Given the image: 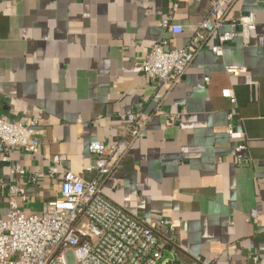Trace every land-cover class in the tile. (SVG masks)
Listing matches in <instances>:
<instances>
[{
    "label": "crops",
    "instance_id": "obj_1",
    "mask_svg": "<svg viewBox=\"0 0 264 264\" xmlns=\"http://www.w3.org/2000/svg\"><path fill=\"white\" fill-rule=\"evenodd\" d=\"M209 6L0 0V115L38 122L37 155L16 148L5 163L0 144V181L25 189V212L56 197L65 171L94 178L89 142L115 144L126 128L119 116L138 112L140 135L100 184L108 199L158 232L173 256L160 264H264V0H235L223 27L234 36L222 54L211 51V35L175 86L151 83L141 71L159 40L184 47ZM249 13L254 29L237 23ZM163 19L182 32L171 34ZM228 65L245 70L230 75ZM226 88L235 104L221 96ZM228 123L244 134V164L235 161ZM6 213L3 191L0 219Z\"/></svg>",
    "mask_w": 264,
    "mask_h": 264
},
{
    "label": "built area",
    "instance_id": "obj_2",
    "mask_svg": "<svg viewBox=\"0 0 264 264\" xmlns=\"http://www.w3.org/2000/svg\"><path fill=\"white\" fill-rule=\"evenodd\" d=\"M234 2L209 0L206 16L196 24L184 47L170 48L166 38L154 43L141 62V71L147 80L175 86L196 53L213 34L217 43L211 51L221 55L223 45L234 36L232 29H223L226 14ZM237 23L254 29V15L241 16ZM161 26L171 34L182 32L180 25L166 19L161 21ZM244 70L238 65L225 67L230 75ZM221 96L231 104L236 103L230 88L223 89ZM119 117L126 121L121 140L111 145L93 140L87 146L89 153L97 156L94 178L84 180L69 170L65 171L56 197L46 202L40 211L25 212L20 205L26 200L25 189L0 181V193L4 191L7 200L6 216L0 219V264H157L160 261L166 244L158 232L108 199L100 184L120 162L144 126L141 113L131 112ZM230 117L231 114L228 119ZM37 134L36 119L19 122L6 120L0 115L2 161H10V152L16 148L37 155L40 150ZM227 135L235 141L236 163H246L248 151L243 132L228 123ZM10 171L25 173L20 169ZM33 178H37L36 173Z\"/></svg>",
    "mask_w": 264,
    "mask_h": 264
},
{
    "label": "water",
    "instance_id": "obj_3",
    "mask_svg": "<svg viewBox=\"0 0 264 264\" xmlns=\"http://www.w3.org/2000/svg\"><path fill=\"white\" fill-rule=\"evenodd\" d=\"M164 259H169V260H173V256L170 254L169 251H163L162 257L160 259V261L157 264H160V262Z\"/></svg>",
    "mask_w": 264,
    "mask_h": 264
}]
</instances>
